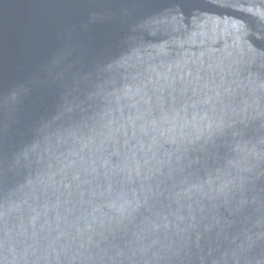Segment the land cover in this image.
Segmentation results:
<instances>
[{
	"label": "water",
	"instance_id": "95a60500",
	"mask_svg": "<svg viewBox=\"0 0 264 264\" xmlns=\"http://www.w3.org/2000/svg\"><path fill=\"white\" fill-rule=\"evenodd\" d=\"M0 264H264V0H0Z\"/></svg>",
	"mask_w": 264,
	"mask_h": 264
}]
</instances>
